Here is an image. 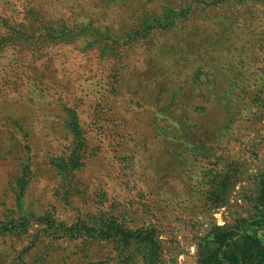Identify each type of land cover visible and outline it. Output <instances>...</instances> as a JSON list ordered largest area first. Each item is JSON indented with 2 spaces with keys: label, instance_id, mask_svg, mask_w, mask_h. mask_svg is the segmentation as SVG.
<instances>
[{
  "label": "rangeland",
  "instance_id": "374dc122",
  "mask_svg": "<svg viewBox=\"0 0 264 264\" xmlns=\"http://www.w3.org/2000/svg\"><path fill=\"white\" fill-rule=\"evenodd\" d=\"M262 174L264 0H0V264H199Z\"/></svg>",
  "mask_w": 264,
  "mask_h": 264
},
{
  "label": "trees",
  "instance_id": "16d2710c",
  "mask_svg": "<svg viewBox=\"0 0 264 264\" xmlns=\"http://www.w3.org/2000/svg\"><path fill=\"white\" fill-rule=\"evenodd\" d=\"M259 183L261 189L255 204V215L241 220L234 230H217L213 237V248H201L199 264H264V174ZM27 226L24 218L17 225L10 221L1 222L0 235L23 230ZM111 235L113 239L121 240L123 245H128L130 239L134 238V235L122 229L114 230Z\"/></svg>",
  "mask_w": 264,
  "mask_h": 264
}]
</instances>
